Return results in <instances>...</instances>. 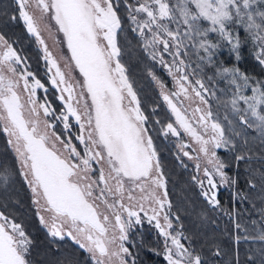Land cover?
I'll use <instances>...</instances> for the list:
<instances>
[{"label": "snow or ice", "instance_id": "6c2138e0", "mask_svg": "<svg viewBox=\"0 0 264 264\" xmlns=\"http://www.w3.org/2000/svg\"><path fill=\"white\" fill-rule=\"evenodd\" d=\"M258 3L264 0H176L175 4L169 0H135V3H126L128 18L134 25L132 31L141 37L146 52L151 49L152 59L161 57L159 62L173 75L178 89L168 93L164 84L157 81L162 98L179 126L178 129L168 123L164 134L178 137L179 130H183L198 145L193 150L203 154L222 181L227 180L222 171L225 165L215 149L226 146L229 141L221 125L211 119V111L205 113L196 107L192 109L193 119L188 118L183 101L191 99L189 88L201 103L207 101L201 91L190 84L180 49L186 40L195 37L202 38L200 48L213 49L216 45L209 43L207 36L217 32L235 50L239 41L233 42L229 25H242L259 42L260 51L256 55L264 65V10L253 8ZM16 5L28 33L44 46L49 72L55 69L50 83L60 93L58 99L63 105L56 112L46 97L43 101L37 99L38 89L45 92L48 89L31 71L18 70L17 65H22L21 57L0 36V132L8 137L13 148L20 175L32 193L40 224L53 238H71L90 253L93 264H126L124 256L128 249L123 245L127 238L126 223L122 213H127L128 225L133 217L140 223L139 212L134 210L138 207L150 223L156 222L155 227L165 241L167 264H203L202 256L182 242L181 233L169 231L173 224L166 210V206L171 209V203L165 190V178L146 127L147 117L127 76L117 43L118 32L123 31L117 3L114 0H16ZM33 6L39 16L29 11ZM50 21H54L56 30L63 34L70 53V60L62 57L66 60V71L60 68L41 37L42 26L50 33L53 31ZM170 24H175V29ZM165 53L173 55L172 65L163 60ZM73 65L79 77H73ZM222 75L231 76V83L236 85L231 100L233 110L250 112L257 121L253 126L264 134V82L250 84V77L239 69L224 68ZM21 84L27 99L21 93ZM196 84L204 89L202 81L197 80ZM242 88H250L251 95H244ZM173 96L177 100L183 97V101L174 102ZM241 102L246 108L240 107ZM54 121L63 124L68 139L57 134ZM73 121L79 126L75 136L78 144L72 139ZM241 122L248 123V120L241 117ZM180 147L183 150L190 144ZM183 155L195 159L196 168L200 169L199 155L193 157L188 151H183ZM242 159L243 156H236L237 161ZM203 175L211 188L217 187L208 167L204 168ZM3 179L6 183L7 177ZM197 182L203 188L204 181ZM202 194L213 206L218 204L215 193L209 195L205 190ZM236 227L240 228L239 223ZM259 239L264 240V234ZM31 243L21 224L0 213V264H30L27 256Z\"/></svg>", "mask_w": 264, "mask_h": 264}, {"label": "trees", "instance_id": "16d2710c", "mask_svg": "<svg viewBox=\"0 0 264 264\" xmlns=\"http://www.w3.org/2000/svg\"><path fill=\"white\" fill-rule=\"evenodd\" d=\"M114 2L118 5L123 26V31L117 36L122 63L137 93L141 110L147 117L146 127L165 178V190L171 203V209L166 206V210L173 224L170 231L181 233L182 242L202 256L203 264H264V240L259 239L264 234V134L253 126L256 124L254 119L248 118V123H242L241 114L230 108L236 85L223 82V79L215 80L216 76H222L216 73L218 69L228 68L239 69L240 73L246 74L250 77V84L262 82L264 76L260 67L257 76L250 75L258 67V62L252 57L250 33L242 25L230 24V33L236 35L234 41H239V46L233 50L225 44L222 57L211 53L207 67L199 59L204 54L203 48L198 46L201 37L186 40L185 46L180 49L185 69H191L195 78L199 77L206 85L207 105L229 141L216 153L225 165L222 171L227 177V186L218 188V204L213 206L202 195L197 180L193 179L197 177L193 165L175 151L164 134V128L173 120L155 82L168 85L169 78L145 51L138 33L132 31L134 25L128 18L126 3L132 4L135 0ZM175 2L169 0L171 4ZM259 9L264 10V7ZM170 27L175 29L176 25L170 24ZM0 36L21 57L22 67L31 71L46 86L44 61L34 38L19 17L16 0H0ZM214 38L212 32L208 33V40L215 42ZM193 44L197 46L193 47ZM224 47L227 50L225 53ZM185 52L187 55H184ZM224 77L232 79L231 76ZM52 104L58 110L55 99ZM238 155L243 159L237 161ZM25 186L8 137L0 132V213L21 224L32 241L27 256L30 264H93L86 252L71 242L56 240L48 234L37 218L30 191ZM154 234L143 225L129 230L125 243L129 264H167L163 256L164 246ZM245 236L249 238L245 239ZM217 251L220 255H215Z\"/></svg>", "mask_w": 264, "mask_h": 264}, {"label": "rangeland", "instance_id": "374dc122", "mask_svg": "<svg viewBox=\"0 0 264 264\" xmlns=\"http://www.w3.org/2000/svg\"><path fill=\"white\" fill-rule=\"evenodd\" d=\"M260 7H264V3H258L257 5H253V8H260ZM29 11L30 12H32V13H35V15H37V16H39L40 15V13L39 12H37L36 10H35V8H34V6L33 7H31V8H29ZM141 15H143V14H141ZM22 20V19H21ZM23 21V20H22ZM204 23V26L206 27L207 26V24H206V22H203ZM24 25H25V23H24ZM229 27H230V25H229ZM25 28H26V25H25ZM53 29V28H52ZM26 30H27V28H26ZM229 31L231 32V29H229ZM55 33H56V31L53 29V31L50 33L46 28H43V26H42V29H41V37H42V39L45 41V44H46V46H47V48L49 49V51L52 53V55H53V57L58 61V63L60 62V65H61V67H64L65 68V64H66V60L65 59H63L62 57H64V55H63V53H62V50H61V46H60V43H59V41L58 40H56L55 39ZM212 35H213V38H214V40H215V42H213L212 40H208V42L209 43H212V44H214V45H217L215 48H213V49H209L208 51H205L204 49L202 50V53H204L199 59H201L202 61H203V65H205L206 67L208 66V62L210 61V59H211V57H212V55H210L211 53L213 54V56L215 55V54H218L219 56H221L222 57V51H223V49H222V47L223 46H226L225 44H229L230 46H231V48H233V46H232V44L231 43H229L228 42V40L227 39H225V38H223V37H221L220 35H219V33H217V32H212ZM251 35V34H250ZM231 36H232V40H233V42H235L234 41V39H235V37H236V35L235 34H231ZM32 37L34 38V40H35V42H36V45H37V48H38V50H39V52H40V54H41V59L44 61V63H43V67H44V70H45V76H47V73H50L49 72V70H48V65H47V63H46V60L44 59V52H43V45H41L37 40H36V38H35V36H33L32 35ZM250 41L252 42V45H253V49H252V57L254 58V60H256V62H258V67H257V69H255L256 71L254 72V73H250V75H251V77L253 76H257V72L260 70L259 69V67L261 68V70H262V72H263V76H264V65H261L260 63H259V60L257 59V53L260 51V46H259V42L256 40V39H254L253 38V36L251 35V38H250ZM216 43H218V44H216ZM219 45H222V46H219ZM160 47V49H161V51H162V46H159ZM226 47H224V53L227 51L226 49H225ZM150 51H151V49H149V51H148V54L150 53ZM150 55V54H149ZM151 57V56H150ZM160 59H161V57L160 56H157V58L155 59V62H156V64L158 65V66H160L161 68H162V70L164 71V73L168 76V78H169V82H168V85H165L164 84V86H165V90L168 92V93H171V92H173V91H176V90H178L177 89V86H176V84H175V80L173 79V75H170L169 74V71H168V69L162 64V63H160L159 61H160ZM163 60L165 61V63H167V64H169V65H172L173 64V55H170V54H167V53H165L164 55H163ZM175 63H179V61H175ZM60 67V68H61ZM204 67V66H203ZM17 68H18V70L20 71V72H23L22 70H21V65H17ZM259 69V70H258ZM222 70H223V68L222 69H218L217 71H216V73L217 74H222ZM54 71H55V69H53V71H52V73H50L51 75L52 74H54ZM184 72H185V74H187L188 75V77H189V82H190V84L192 85V86H194V87H196L198 90H200L201 91V93L204 95V98H205V100L207 101V97H208V94H206L207 93V91H205L206 90V85L204 84V82H203V84H204V89H200L199 88V85L198 84H196V81L197 80H200L199 79V77L198 78H195V76H194V74H192V72H191V69H185V67H184ZM260 72V71H259ZM173 73H175V68H173ZM178 75V74H177ZM209 75V74H208ZM210 76V75H209ZM208 76V77H209ZM226 77H228L227 75H226ZM46 79V78H45ZM217 79H223V82H226V81H229V82H231V78H228V79H225V77H224V75H220V76H216V79L215 80H217ZM201 81V80H200ZM262 82H264V77H263V79H262ZM253 84H255V83H253ZM155 86H156V89H157V91H158V93H159V95H160V97H161V99H162V101H163V103H164V105H165V107H166V109L168 110V112L170 113V115H171V117H172V120H173V125H174V127H177L178 129H179V126L178 125H176V123H175V117L172 115V113L170 112V110H169V108H168V106H167V104L164 102V100H163V98H162V95H161V88H160V85L157 83V82H155ZM21 90L23 91V88H22V84H21ZM39 90V92H40V94H38L39 95V97H38V99L39 100H41V97H42V95L45 93V91H43V89H38ZM242 92H243V94L244 95H251V90H250V88H243V90H242ZM46 94H47V92H46ZM48 95V99H49V102L52 104V102L54 101V99L56 100V98H52L51 97V95H50V93H48L47 94ZM60 95V93H58V95L57 96H59ZM189 95H190V97H191V99L190 100H187V101H183V97H180V100H177V98L175 97V96H173L172 97V99L174 100V102H177V103H179L180 101H183V104H184V107L188 110V118L190 119V120H192L193 119V117H192V115H191V113H192V109H194V108H196V107H199V108H201L202 109V111H204L205 113L206 112H208V111H210V108H209V106L207 105V103L206 104H203V103H201L200 102V100H199V98H197L196 96H195V94L191 91V88H189ZM25 97H27V94L25 93ZM50 97H51V99L52 100H50ZM59 102H61L59 99H58V97H57V100H56V103H57V106L58 105H60L59 104ZM242 103V102H241ZM53 105V104H52ZM61 105H62V103H61ZM241 108H246V106L245 105H243V103H242V105L240 106ZM262 107H264V106H262ZM230 108L233 110V108H232V106H231V104H230ZM56 110V112H58V110H57V108L55 109ZM234 111V110H233ZM240 114H241V116L242 117H245L246 119H248V118H250V119H254V123H257V121L255 120V118L254 117H252V115H251V113L250 112H248V113H245L244 111H241V112H239ZM197 115H199V114H197ZM213 121H215L214 120V118H213V116H212V118H211ZM180 131V136H178V137H174V136H172L170 133L169 134H167V137H168V140L173 144V147H174V149H175V151L182 157V158H184V159H186L188 162H190L192 165H193V167H194V169H195V173H196V175H197V181L198 180H203L204 181V184H203V188H201V186H200V184L197 182V184H198V186H199V188H200V190H201V193H203V191H205V190H207L208 191V193H209V195H212V193H215V196H216V193H217V191H218V188H222V187H224V186H227V180L226 181H222L221 180V177L218 175V174H215V172H214V169H212V167L210 166V165H208L207 164V159L203 156V154H199L197 151H194L193 149H197L198 148V145H196L195 143H193L192 141H191V138L187 135V134H185L184 132H183V130H179ZM79 132V129H75V132H74V138H73V141L74 142H76L77 144H78V141H76L75 140V136H76V134ZM66 137H67V135H66ZM181 144H190V147H188V148H186V149H183V150H181V147H180V145ZM223 147H221V148H218V149H215V151H216V153H217V151L219 150V149H222ZM11 149H12V151H13V148L11 147ZM81 150H82V146H81ZM183 151H188L193 157H196L197 155H199L200 156V169L199 170H197V168H196V160L195 159H189L188 157H186V156H184L183 155ZM13 153H14V151H13ZM14 155H15V153H14ZM16 157V156H15ZM205 167H208L209 169H210V171H212L213 172V174H214V182L216 183V185H217V187L216 188H211V186L210 185H208V183H207V179H206V177H204V175H203V170H204V168ZM223 170V169H222ZM203 195V194H202ZM204 196V195H203ZM205 197V196H204ZM125 203L127 204L128 202H127V200H125ZM102 207V209H103V206H101ZM134 210H136L137 212H139V215H140V218H141V222L140 223H136L135 222V217H133V218H131V224L130 225H128L126 222H128V220H129V218H128V216H127V213H122V219L125 221V223H126V230L128 229V228H130L131 226V228H133L134 226H145V228L147 229H150L151 231H153V232H155V234L154 235H156L159 239H160V241H161V243L163 244V246H164V248H165V241H164V238L162 237V236H160V234H159V230L155 227V221H152L151 223L148 221V218L144 215V213L143 212H140L139 211V208L137 207V208H135ZM151 213L149 212V215H150ZM163 216V214H161V217ZM161 223H163V220L161 219ZM46 231H47V229L46 228H44ZM170 231V230H169ZM48 232V231H47ZM66 238H68V239H71V238H69V237H67L66 236ZM56 240H61V239H59V238H55ZM65 239H63L62 241H64ZM72 240V239H71ZM73 241V240H72ZM126 241L124 240L123 241V245H124V247H126ZM169 243H170V241H169ZM90 254V253H89ZM164 254H165V251H164ZM164 256V255H163ZM90 257H91V255H90ZM129 258V254L127 253L125 256H124V259L126 260V264H129V262L127 261V259ZM166 261V260H165ZM166 263H167V261H166Z\"/></svg>", "mask_w": 264, "mask_h": 264}, {"label": "flooded vegetation", "instance_id": "af4514ba", "mask_svg": "<svg viewBox=\"0 0 264 264\" xmlns=\"http://www.w3.org/2000/svg\"><path fill=\"white\" fill-rule=\"evenodd\" d=\"M50 24H51V26H52V28L56 31V33H55V39L56 40H58L59 41V43H60V46H61V50H62V53H63V55H64V57H67V59L68 60H70V53L68 52V49H67V46H66V44L64 43V40H63V34L62 33H59L57 30H56V28H55V22L54 21H50ZM59 66L61 67V65H60V62H59ZM61 69L62 70H67L66 68H64V67H61ZM21 70L24 72L25 71V68H24V66L22 67V65H21ZM72 75H73V77H79V72H78V70H75L74 69V65H73V72H72ZM50 77H51V74L50 73H47V76H46V88L48 89V91H47V94L48 93H50V95H51V97L53 98H56V100H57V95H58V93L59 92H57V90L51 85V83H50ZM82 79V78H81ZM44 91V90H43ZM21 93H22V95L24 96V98L25 99H27V97H25V93H23V91L21 90ZM39 90H37V99H38V97H39ZM46 94V92L42 95V97H41V101H43L44 99H45V97L47 98V101L49 102V99H48V95ZM50 103V102H49ZM59 108H58V112L63 108V105H61V102H59ZM49 119H53L54 120V118L53 117H49ZM55 123H56V128H55V131L57 132V134H62L63 135V138L64 139H68V136L66 137V135L67 134H65V130H64V128H63V124L62 123H60L59 121H54ZM72 139L74 138V132H75V129H79V126L78 125H76L75 124V122L73 121L72 122ZM25 187H28L27 186V184H26V186ZM28 190L30 191V189L28 188ZM30 198H31V203H32V199H33V197H32V193H31V191H30ZM32 206H33V208H34V210H35V213H36V209H35V207H34V205H33V203H32ZM36 215H37V213H36ZM38 218V217H37ZM113 223H114V220H113ZM127 223V222H126ZM132 227V226H131ZM128 228L127 230H126V232H125V235H126V239H125V241H127L128 240V232H129V230H131L132 228ZM65 239V241H68V242H71L72 244H74L75 246H77L78 248H80L79 247V245L78 244H76V243H74L71 239H68V238H64ZM81 249V248H80ZM81 250H83L84 252H86L89 256H90V254L87 252V251H85L84 249H81ZM164 251H165V248H164Z\"/></svg>", "mask_w": 264, "mask_h": 264}, {"label": "water", "instance_id": "95a60500", "mask_svg": "<svg viewBox=\"0 0 264 264\" xmlns=\"http://www.w3.org/2000/svg\"><path fill=\"white\" fill-rule=\"evenodd\" d=\"M66 44V43H65Z\"/></svg>", "mask_w": 264, "mask_h": 264}]
</instances>
